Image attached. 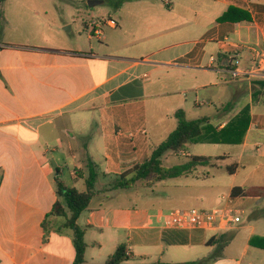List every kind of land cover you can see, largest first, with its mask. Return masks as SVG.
I'll return each instance as SVG.
<instances>
[{"label": "crops", "instance_id": "1", "mask_svg": "<svg viewBox=\"0 0 264 264\" xmlns=\"http://www.w3.org/2000/svg\"><path fill=\"white\" fill-rule=\"evenodd\" d=\"M171 1L168 7L165 0H125L116 10V19L102 17L105 24L113 21L115 26L104 25V44L91 45L88 52L63 48L61 31L59 39L55 35L39 40L38 34L16 38L15 24L5 13L10 0L4 5L0 21V264L75 263L73 232L49 231L46 223L60 200L58 183L86 190L89 162L96 166L99 178L90 209L78 220L86 231L85 264H106L121 245L127 247L128 264L201 260L264 264V249L253 244L264 240V186L238 187L247 193L233 198L243 210L242 223L220 232L165 228L171 211L194 209L187 208L192 197L177 190L189 189L191 179L211 180L214 175L207 167L147 188L153 195H165L150 200L160 206L153 213L144 211L140 201L118 202L126 199L127 190L111 188L116 177L144 164L174 131L176 113L183 111L188 121L201 119L181 91L206 89L208 84L203 83L208 74L234 88L232 99L248 96L251 124L239 158L255 160L250 150L261 149L255 139L264 135V111H260L264 82H232L227 64L239 58L243 70L256 65L257 53L264 48V0ZM230 8L249 13L251 22L219 23ZM25 9L21 5L18 14ZM93 21L97 20L85 22L87 29ZM90 37L99 41L92 36V28ZM229 105L202 118L222 121L221 130L246 108L233 116ZM190 114L197 118H189ZM178 157L194 156L187 150ZM239 165L235 177L245 169ZM248 212L251 220L245 223ZM61 221L52 219L49 227Z\"/></svg>", "mask_w": 264, "mask_h": 264}, {"label": "rangeland", "instance_id": "2", "mask_svg": "<svg viewBox=\"0 0 264 264\" xmlns=\"http://www.w3.org/2000/svg\"><path fill=\"white\" fill-rule=\"evenodd\" d=\"M88 1L89 0H10L9 4L7 3L5 5V13L10 14L15 24L16 38H23L25 36L34 37L35 34H38L39 40L44 37H55V35H57L56 38L59 39L58 34L61 31L60 41L63 48H78L79 50L88 52L90 51L91 45H102L104 42L91 39V28L87 29L85 22L90 19H96L105 24L106 21L102 19V17L109 18V16H111L116 19L117 13L115 6L122 0H111L99 5L95 9L89 8ZM21 5H24L26 9L23 10L21 14H18ZM35 12H38V14L40 13L38 17L34 16ZM54 28H56V31ZM103 30L105 32V29ZM10 31L12 30H9V32ZM214 83L217 85H213ZM203 84H208V87L198 91H195L196 89H184L185 91H181L186 93L188 97L187 105L197 113V117L202 118L208 116V114L215 113L216 109L221 108L222 105H226L227 103L230 104L229 112L234 116L237 110L243 109L249 105L248 96H243L238 100H236V98L232 99L234 88L232 86L221 85L219 78H216L213 74H208ZM196 86H198V83ZM188 87L190 88L191 86ZM210 98H214V100H216L215 103H213ZM199 104H202V106H199ZM260 111L262 113L264 108L261 107ZM197 117L192 114L189 115V118ZM221 122L222 121L217 119L216 121H210L209 124L213 128L219 130ZM176 127L174 128L176 129ZM255 140L261 145L260 150L253 148L250 150L252 154H255L256 159H244V161L239 158L240 146L242 144H214L199 140L188 146L187 150L191 156H213V158H219L220 156L227 155L231 157L230 159L217 162V168L213 170H211L212 168L210 166L206 168L207 171L212 172L214 175L211 177V180L206 182L205 180L191 179L192 186L189 189L177 190L178 193L185 192V194L192 197L187 208L207 211L214 207H223L225 201H223L222 196H227L229 198L230 190L234 186L243 188L264 186V159L261 158L264 154V135L259 134ZM186 160H188V158L167 156L164 158L163 164L165 167L171 168L178 166ZM235 162L245 166V169H241L236 177L229 175L227 171L228 167ZM80 190L83 191L85 189L82 188ZM97 190H100V182L97 185ZM159 190L161 191V188H159ZM172 190L173 189L169 191L166 190V193L172 192ZM124 193L127 195L125 197L126 199H119L118 202L122 203L123 200H126L125 202L129 204V202L140 201L143 210H150L151 213H153V208L156 210L160 206L150 200H152V198L165 196L162 195V193L153 195L149 189L145 188L143 182H139L132 190H127V192L125 191ZM94 203L96 204L97 202ZM162 206L166 208L165 204ZM249 211H251V209ZM249 215H251L250 212H248L247 216L244 218L245 223L251 220V218L249 219Z\"/></svg>", "mask_w": 264, "mask_h": 264}, {"label": "trees", "instance_id": "3", "mask_svg": "<svg viewBox=\"0 0 264 264\" xmlns=\"http://www.w3.org/2000/svg\"><path fill=\"white\" fill-rule=\"evenodd\" d=\"M8 0H0V21L3 19V7ZM111 0H105L109 2ZM124 0L119 1L115 9H120ZM88 7V6H87ZM252 18L249 13L236 8H230L219 20V23H240L251 22ZM0 23V31L1 29ZM228 65V64H227ZM230 109V105L228 110ZM177 119L176 129L167 137V139L157 147L151 154L150 158L142 165L134 167L131 171L118 176L113 181L112 190H130L139 182L145 184V188H153L157 183L174 180L182 177H189L195 174L200 167L217 168V162L225 160L224 157H188L185 164L167 168L163 160L167 155L178 156L187 151L188 146L204 140L214 144L239 145L242 144L250 128L251 118L250 109L246 107L234 120L230 121L223 129L218 130L209 124L208 118L188 121L183 111L175 115ZM240 169L238 163L228 167L229 175L234 176ZM99 174L96 166L88 163V177L85 178L86 190L80 192L77 189H69L62 183H58V194L60 200L56 203L49 222L46 223V229L49 231L62 232L71 230L74 234V245L76 248V260L74 264H85L87 244L85 242V229L78 225L81 215L90 209L91 203L96 196V184ZM247 196V193L241 188H234L231 193L232 198ZM52 219H63L57 227H51ZM50 225V227H49ZM254 245L264 249V240L253 242ZM127 247L121 245L117 251L106 262V264H128ZM207 261L201 260L180 264H206ZM151 264H170L157 261Z\"/></svg>", "mask_w": 264, "mask_h": 264}, {"label": "built area", "instance_id": "4", "mask_svg": "<svg viewBox=\"0 0 264 264\" xmlns=\"http://www.w3.org/2000/svg\"><path fill=\"white\" fill-rule=\"evenodd\" d=\"M166 6L171 7L172 1L165 0ZM108 26L114 27L113 21L106 23ZM100 21L91 23L92 36L99 41L105 39L103 26L106 25ZM257 63L251 70L241 69L242 61L239 58L232 59L228 62L227 74L229 80L237 82L241 79L249 83L264 82V48L257 53ZM211 61L214 63L215 58ZM202 106V104H199ZM225 205L212 210L198 209H175L170 212L169 219L165 223V228L168 230H183V231H214L220 232L237 227L242 223L243 210L234 204V199L230 196L223 197ZM128 255V253H127Z\"/></svg>", "mask_w": 264, "mask_h": 264}, {"label": "water", "instance_id": "5", "mask_svg": "<svg viewBox=\"0 0 264 264\" xmlns=\"http://www.w3.org/2000/svg\"><path fill=\"white\" fill-rule=\"evenodd\" d=\"M104 4V0H89L88 1V6L90 9H95L99 5Z\"/></svg>", "mask_w": 264, "mask_h": 264}]
</instances>
